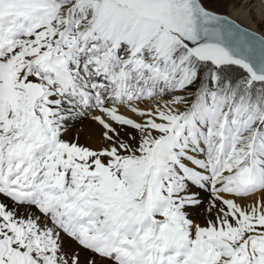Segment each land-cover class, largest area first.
Listing matches in <instances>:
<instances>
[{
	"label": "snow or ice",
	"instance_id": "1",
	"mask_svg": "<svg viewBox=\"0 0 264 264\" xmlns=\"http://www.w3.org/2000/svg\"><path fill=\"white\" fill-rule=\"evenodd\" d=\"M258 3L0 0V264H264Z\"/></svg>",
	"mask_w": 264,
	"mask_h": 264
},
{
	"label": "bare ground",
	"instance_id": "2",
	"mask_svg": "<svg viewBox=\"0 0 264 264\" xmlns=\"http://www.w3.org/2000/svg\"><path fill=\"white\" fill-rule=\"evenodd\" d=\"M257 6L259 7L258 9L261 10L259 3H258V0H256L255 6L252 7L251 14H252V17L258 21L260 14H258V13L256 14V12H255V9ZM228 13L230 15L234 16V18H236L238 20V22H242L243 24H246L251 29H253V30L258 29V23H254L252 20H246L245 19L246 12L244 10H241L239 13H236L233 11V9L231 7H229ZM70 125H71V127H70V131H69L68 135H72L76 129H85V128L90 127V124H89V121L87 120V118H84L82 122L79 120L78 121H72V122H70Z\"/></svg>",
	"mask_w": 264,
	"mask_h": 264
},
{
	"label": "rangeland",
	"instance_id": "3",
	"mask_svg": "<svg viewBox=\"0 0 264 264\" xmlns=\"http://www.w3.org/2000/svg\"><path fill=\"white\" fill-rule=\"evenodd\" d=\"M238 7H239V4L237 5ZM255 6V5H254ZM229 5L228 4H224L223 6H221V7H219L218 8V11H221V12H227L228 13V11H229ZM259 7L257 6L256 7V9H255V12H256V14L258 13V14H260V11L261 10H259L258 9ZM255 17V16H254ZM254 19V18H253ZM254 20H256V19H254Z\"/></svg>",
	"mask_w": 264,
	"mask_h": 264
}]
</instances>
